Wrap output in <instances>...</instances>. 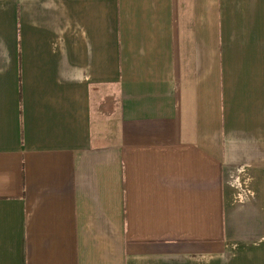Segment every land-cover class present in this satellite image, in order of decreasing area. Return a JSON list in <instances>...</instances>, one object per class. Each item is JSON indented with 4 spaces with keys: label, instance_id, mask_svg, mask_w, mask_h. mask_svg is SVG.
<instances>
[{
    "label": "crops",
    "instance_id": "1",
    "mask_svg": "<svg viewBox=\"0 0 264 264\" xmlns=\"http://www.w3.org/2000/svg\"><path fill=\"white\" fill-rule=\"evenodd\" d=\"M0 264H264V0H0Z\"/></svg>",
    "mask_w": 264,
    "mask_h": 264
}]
</instances>
